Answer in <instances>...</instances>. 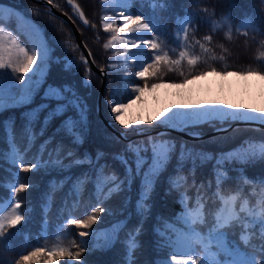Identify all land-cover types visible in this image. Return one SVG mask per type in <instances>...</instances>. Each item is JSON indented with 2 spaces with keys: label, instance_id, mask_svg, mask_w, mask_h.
Wrapping results in <instances>:
<instances>
[{
  "label": "trees",
  "instance_id": "16d2710c",
  "mask_svg": "<svg viewBox=\"0 0 264 264\" xmlns=\"http://www.w3.org/2000/svg\"><path fill=\"white\" fill-rule=\"evenodd\" d=\"M73 2L79 5L80 11L84 13L85 18L89 21L88 25L83 24V21L79 19L72 7L67 4V0H53L52 5L60 12L65 13L74 22L95 64L106 70L107 81L102 99V112L107 119L113 120L110 108L106 104V98L110 89L122 93L126 83L123 74L126 70L111 71L110 64L113 61V51L104 47L110 34L105 32L102 26V0H73ZM0 4L12 6L37 24L43 31L51 48L48 74L37 88L38 91L34 94L31 102L24 107H10L0 113V219H3L5 214L12 213V209L8 207L11 202V188L18 186L20 183L31 185L30 188L16 194V199L22 202L21 209L17 212L24 213L27 209V218L16 229H7L9 233L7 240L11 243V248L0 245V264H8L9 261L18 259L17 254L19 252L33 251L37 244L45 249V253L59 247L72 253L80 252L81 255L79 260H73L67 255L53 258L45 254L33 258L34 264H52L53 259L55 264H81V261H85L86 264H126L127 245L125 241L127 234L142 219L136 211L140 187L139 177L132 182L130 190L113 192L108 199H105L102 194L97 193L93 182L96 177V165L90 166L84 163L73 165L67 170L49 167L22 172L18 167L19 160L17 164L11 162L8 157L11 148L9 147L4 122H7L9 127L14 125L15 144L19 149V156L25 164L36 162V158L40 155V146L49 137H53L52 143L47 145L41 159L49 160L48 153L61 143L65 145V149L60 153V156L65 155L69 141L62 133L56 131L62 118L52 120L44 134L40 135V128L46 110L40 111L38 106L43 103H50L54 107L56 103L55 101H45L43 99L49 86L55 88L68 85L75 89L87 105L84 142L79 146H74L75 159L83 160L84 155L87 153L95 161L96 154L101 153L102 158L99 164L107 165L102 175L110 176L111 173H115L120 178L124 177V166L115 157L123 154L130 162L134 161L135 156L133 153L126 151L129 144L139 143L143 147L149 137L171 140L176 144V151L172 153L171 159L161 173L149 201L151 204L150 212L143 218V231L137 237L140 247L133 253L135 264H155L157 259L169 257L168 248L157 247L158 237L155 230H160V235L168 233L169 229H173L176 223L173 218L182 211L181 205L177 201L179 191H183V188L179 191L173 190L170 195H165V191L169 187V177L175 176L181 144L192 149L194 156L197 153L211 154L212 158L209 159L205 156L203 163L200 159L196 160L195 180L198 184L206 183L209 180L214 181L213 169L216 158L220 157L221 154H230L228 157L229 162L224 165L230 177L225 184V188L229 186L239 187L242 192L239 194L229 193L225 198L235 195L237 197L236 203L239 204H244L247 200L248 203L245 207H255L257 214L260 213V200L261 197H264V187L256 181V178L264 174V160L259 159V147L264 145V130L238 127L225 134L205 140L188 141L171 133L137 137L136 133L131 132L137 127H128L125 135L127 138L134 137V139L130 142L124 141L114 135L97 115L96 101L101 79L93 72L89 63L88 68L90 71L86 73L85 65L81 61V55L84 56V54L69 25L29 0H0ZM131 11L142 14L143 17L153 20L158 25L159 32L166 41L170 54L174 49L178 57V51L185 50L190 56L200 57L195 77L199 75V71L205 69L207 73H213L211 71L212 67L217 70L214 74L224 75L225 70L227 73L244 72L249 69H257L258 62L264 63V3L261 0H168V6L165 9L157 7L155 10L147 3V0H144L143 3H141V0H132ZM189 15L196 30L193 31L192 27L189 28L188 44L190 46L180 49L179 42L174 37V31L178 26V18L183 19ZM248 19L253 20L254 25L259 29L258 31L245 28V21ZM10 27L14 28V24H10ZM245 31L247 34H245ZM208 35L212 36L211 41L204 39ZM145 36H148V34ZM196 41L203 44L209 51L204 52L199 44H196ZM69 60L75 63L69 70H65L64 65ZM182 63L184 64L187 81H189L193 78V75L189 74L186 61ZM86 75L90 80V87L83 85V78ZM160 76L162 79L157 80L148 74L143 79L136 78L135 83L143 87L146 82L148 91L156 89L151 87L153 83H183V78L179 76L178 72H170L163 67ZM118 98H120L119 94L113 97V99ZM31 109H36L34 115L38 118L33 127L36 139L29 145L27 134L22 133V128L25 124V115ZM226 124H228V121L216 120L212 124L202 123L194 127H188V131L206 134ZM250 151L257 152L256 162L249 164L231 162L233 160H243ZM53 156H55L54 152ZM150 156L151 151L145 155V160H148ZM72 159H64L63 163L68 165ZM240 168L244 169V175L256 182L245 184L242 180H239L237 170ZM191 169L192 161L188 159L183 164L180 179L182 182L183 177L187 176L188 184L186 187L190 197L188 205L194 207L195 190L191 188ZM85 174L90 179L86 183L77 184L76 191L73 192V182ZM69 177L71 179H68ZM62 181L63 185L61 186ZM100 184L105 192L112 187L111 184H107L102 180ZM241 195L244 199H241ZM49 196L51 197L50 201L48 200ZM74 201H78V203L74 204ZM46 203L50 204L49 209L43 207ZM96 206H100L106 211L93 213L91 209ZM45 211L48 213V224L43 225L42 228L43 213ZM86 213L98 216L97 222L91 224L88 228L64 223L69 217L87 220ZM121 221H126V224H118ZM61 225H63L62 229ZM113 225H117V228H113ZM200 227L203 228L204 232L207 231V228ZM94 230L97 233L95 236L89 235L81 238L78 235L81 231L92 233ZM117 230L118 238L115 242L107 243L106 234L115 235ZM230 238L239 239V231L233 233ZM81 239L89 242V247L93 249L91 252L80 247L79 242ZM256 242L253 241V243ZM241 246L244 247L242 242ZM197 254H200L199 246H197Z\"/></svg>",
  "mask_w": 264,
  "mask_h": 264
},
{
  "label": "snow or ice",
  "instance_id": "6c2138e0",
  "mask_svg": "<svg viewBox=\"0 0 264 264\" xmlns=\"http://www.w3.org/2000/svg\"><path fill=\"white\" fill-rule=\"evenodd\" d=\"M49 4H52L53 0H47ZM144 0H141L143 3ZM264 3V0H261ZM147 3L153 10L159 7L165 9L168 6V0H147ZM67 4L72 7L74 12L78 15L79 19L83 21L84 25H88L89 21L85 18V15L80 11L79 5L75 4L73 0H67ZM132 0H114L113 11L117 13V19L122 21V26L113 27L111 22H108L110 18L105 17L103 22V30L105 32L112 33L111 39L104 45V47L112 48L115 51L117 57H121L126 66L132 69L131 74H126L124 77L126 83L123 87L122 93H118V90L110 89L109 95L106 98V104L110 108V112L115 121L123 125L125 128L129 127V124L125 123L123 115L125 111L134 103L135 100L140 99V95L148 88V84L145 82L141 87L135 83L136 78L143 79L146 75L150 74L157 80L162 79L160 73L162 67L167 71H175L179 73V76L183 78V83H187V76L184 71V64L186 61L189 69V74L195 78V72L198 68L199 56H190L185 50L178 51V57L176 56V50H168L166 41L159 32L158 25L151 19L143 17L140 13H134L131 11ZM11 11V10H10ZM3 12L2 6H0V13ZM179 25L175 32V39L179 42V48L185 49L189 47V28L192 27L193 31L196 30L194 22L190 15L185 16L183 19L177 20ZM95 27V25H93ZM245 28H251L254 31L259 29L254 25L253 20L248 19L245 21ZM239 30V29H238ZM147 33L148 36L144 34ZM245 34L246 31H245ZM126 37V38H125ZM207 41L212 40V36L208 35L204 38ZM11 42V46L9 45ZM116 41H120L121 47L118 49ZM200 48L204 52H208L209 49L205 48L203 44L196 41ZM16 52H13V49ZM89 56L91 53L89 52ZM221 59H223L221 57ZM81 61L85 65L86 73L90 71L88 68V59L81 55ZM50 63L49 49L47 47L39 51V57L37 52L29 50L20 46L18 41L12 34L3 33L0 30V70L11 69L12 73H20L16 76V79L20 81L18 89L9 90L5 93L4 90V78L5 73L0 72V113H3L10 107H24L31 102L34 94L38 91L35 87L39 82V74L43 70V65ZM74 61L69 60L65 65V70H69L74 65ZM35 66V67H34ZM261 69V70H257ZM257 69H249L244 72H237V75H255L264 79V63L258 62ZM211 71L216 73V68L212 67ZM28 74V75H24ZM227 74V71H224ZM199 75H207V70L199 71ZM83 85L90 87V80L86 75L83 78ZM161 83H153L152 88L162 87ZM170 86L180 87V83H174ZM118 99H113L118 95ZM43 99L45 101H55V106H51L50 103H43L38 106L40 111L46 110V115L43 118L42 126L40 128V135L44 134L50 122L57 118H62L60 126L57 128V133H62L69 141V146L63 157L60 153L64 151L65 145L58 144L53 151L49 152V160H42L44 151L47 145L52 143L53 137H49L40 146V155L36 158V162L25 164L23 159L19 156V149L15 144V128L8 126L7 122H4V127L7 132L9 147L11 151L8 153V157L13 164H17L19 160V170L22 172H30L33 170L47 169L49 167H58L61 170H67L73 165H79L87 163L88 165H96V177L94 183L96 191L102 194L105 199H108L113 192H119L123 190H130L132 182L139 177L140 187L138 193V199L136 202L137 214L142 217L139 224L131 229L127 234L125 241L126 248V264H135L133 253L140 247L137 237L143 231V218L150 212L152 194L155 191L156 184L159 180L161 173L166 168L172 153L176 151V144L174 141L166 139H158L155 137H149L143 147L139 144H129L126 151L133 153L135 156L134 161H129L123 154L115 157L119 159L124 166L125 174L123 178H120L115 173L111 175H102L107 165L99 164L102 158L101 153L96 154V159L93 161L91 156L87 153L84 155V159H75V147L84 142V128H86L87 119V105L83 102L82 97L75 91V89L64 85L63 87L49 86L44 93ZM184 111H177L184 113V118L174 119V113L166 116L163 120H160V126L173 129L184 130L188 127H194L202 123L212 124L213 121H260L264 122V109H244L236 107L234 105H219L213 103L211 106H193L191 104H183L179 106ZM36 109H31L25 115V124L22 128V133L27 134L29 145L36 139V134L33 132L35 121L38 118L34 113ZM74 113V115H73ZM136 124L144 123L143 121H136ZM148 123H152L148 121ZM221 131L222 129H216ZM142 131V129H137ZM191 135L198 136L199 133H190ZM151 151V156L148 160H145V155ZM53 152L55 156H53ZM230 154H221L216 158L214 165V181L209 180L206 183H197L195 180L196 173V160L200 159L201 163L204 162V157L207 156L211 159V154L197 153L193 155V150L187 148L186 145L181 144L179 149V157L177 160V167L175 170V176L169 177V187L165 191V195H170L173 190L179 191L183 188V191H179L178 203L181 205L182 211L177 213L173 218L176 223L173 229H169L168 233L160 235V230L156 229L158 237L157 247L168 248L171 251L168 255L171 259L157 260L155 264H177V257H187L183 264H264V197H261L260 208L261 211L257 214L255 207L246 208L248 203L245 200L244 204L236 203L237 197L235 195L228 196L229 193H241L242 190L239 187L225 188V184L230 179L227 169L224 165L229 162L228 157ZM73 158L71 163L65 165L64 159ZM258 158L256 151H250L246 154L243 160L231 161L235 163L249 164L256 162ZM191 159V188L195 190V206L190 207L188 200L190 199L188 188L187 176L183 177L181 182L182 168L186 160ZM259 159L264 160V145L259 147ZM238 171V179L242 180L245 184H251L256 181L264 187V174L256 178V181L250 179L244 175V169L240 168ZM68 179H71L70 177ZM90 178L87 174L82 177H78L73 182L72 191H76L77 184H83L88 182ZM104 181L107 184H111L112 187L107 192L101 186L100 181ZM63 181L61 182V186ZM31 185L27 183H20L18 186L11 188V202L8 207L12 209L11 214H5L3 219H0V245L6 248H11V243L7 240L9 233L7 229H16L18 225L26 221L27 212L18 213L17 210L21 209L22 202L16 199V194L23 192L30 188ZM241 199H244L241 195ZM51 200V197H48ZM78 201H74V204ZM222 203V207H221ZM44 208L49 209L50 204L43 205ZM93 213H101L106 209L96 206L91 209ZM47 211L43 213V225L48 224ZM87 215V220H83L77 217H69L64 223L75 225L81 228H88L91 224L97 222L98 216L95 214ZM118 224H126V221L118 222ZM207 228L204 232L203 228ZM63 225H61L62 229ZM113 228H117V225H113ZM239 231V239L230 238L233 233ZM81 238L88 237L89 235H97L94 230L92 233L81 231L78 233ZM46 238V237H44ZM118 238V230L115 235L106 234V242L114 243ZM253 241H257L253 243ZM241 242L244 247L241 246ZM80 247L91 252L93 249L89 247V242L81 239ZM99 246V245H97ZM197 246H199L200 254H197ZM50 257H60L67 255L70 259L79 260L80 252L72 253L64 248H54L47 253L45 249L37 244L33 251L19 252L18 259L9 261L8 264H34L33 258L44 255ZM52 264H55L53 259ZM81 264H86L85 261H81Z\"/></svg>",
  "mask_w": 264,
  "mask_h": 264
},
{
  "label": "rangeland",
  "instance_id": "374dc122",
  "mask_svg": "<svg viewBox=\"0 0 264 264\" xmlns=\"http://www.w3.org/2000/svg\"><path fill=\"white\" fill-rule=\"evenodd\" d=\"M102 4V26L105 21V17L110 18L108 22H111L113 27L122 26V21L117 19V13L113 11L114 0H102ZM0 6L3 8V12L0 13V30H2L3 33L10 32L18 41L20 46L29 50L30 54L32 51L37 52L38 57L39 51L47 47L49 49V57L51 60V48L47 43L41 28L12 6L6 4H0ZM10 24H14V28L10 27ZM178 27L179 25L176 29ZM108 33L110 34L108 39L109 41L112 33ZM146 34L147 33L144 35ZM116 44L119 49L121 47L120 41H116ZM9 45L11 46L10 41ZM109 49L113 51V61L110 64L111 71L116 72L117 70L124 69L126 71L124 72L123 77H125L126 74H131L132 69L125 65L121 57L116 56V50L112 48ZM13 52H16L15 48L13 49ZM49 67L50 63L48 62L43 65V70L39 74V82L35 85L36 88L39 87L48 74ZM0 72H4L6 74L3 85L6 94L9 90L19 88L20 81L16 79V76L20 75V73H12L11 69L0 70ZM180 84L181 86L191 84L192 87L189 97L178 93L181 90V86H170L172 84L168 82L163 83L162 85L164 86L156 88L153 91L146 90L142 94H138L140 95L139 100H135V97H133L135 102L131 103V106L123 115L125 123L129 124V127L137 128L147 126L149 124L160 126V120H163L166 116L172 115L173 113L174 119H182L185 114L177 111H184V109L179 107L183 104H191L193 106H211L215 102L221 106L227 104L234 105L236 107L242 106L244 109H264V79L260 76L237 75L232 72L227 73L226 75L207 73V75H198L187 81V83ZM158 117L160 120L157 119ZM136 121H143L144 123L136 124ZM148 121H151L152 123H148ZM229 122L231 123L234 121H228V124ZM116 123L117 125L124 127L119 124V122L116 121ZM184 131H188V128L184 129ZM222 206L223 205L221 203V207ZM170 251L171 249H169V252ZM161 259L164 258H159L157 260ZM167 259H171V257L169 256ZM184 260H187V257H177V264H183Z\"/></svg>",
  "mask_w": 264,
  "mask_h": 264
},
{
  "label": "water",
  "instance_id": "95a60500",
  "mask_svg": "<svg viewBox=\"0 0 264 264\" xmlns=\"http://www.w3.org/2000/svg\"><path fill=\"white\" fill-rule=\"evenodd\" d=\"M29 1L36 3L37 5L42 7L47 13L61 19L62 21H64L65 23L69 25L75 40L77 41L84 56L88 59V63L90 64L92 70L94 71L96 75H98L101 78V85L98 91L97 101H96V111H97L98 117L101 119L104 125L118 138L124 141H128V142L132 141L134 137L127 138L125 136L126 129L124 127L118 126L115 120H109L103 115L102 98H103L104 88L106 85V70L104 68L100 69L93 61L92 55L89 56L90 51L84 44L82 36L80 32L78 31L74 22L65 13L60 12L52 4H49L47 0H29ZM238 127H249V128L264 130V122L234 121L229 124L217 127L209 133H206V134L199 133L198 136H194L190 134V133H198V132L184 131L180 129H173V128L162 127V126H157V125H147V126L138 127L136 129L131 130V132L136 133L137 137L149 136V135H162V134L171 133V134L179 135L183 139L188 140V141H201V140H205L208 138H212L214 136L225 134L229 132L230 130L238 128ZM137 129H142V131H137ZM216 129H222V130L217 131Z\"/></svg>",
  "mask_w": 264,
  "mask_h": 264
},
{
  "label": "bare ground",
  "instance_id": "6f19581e",
  "mask_svg": "<svg viewBox=\"0 0 264 264\" xmlns=\"http://www.w3.org/2000/svg\"><path fill=\"white\" fill-rule=\"evenodd\" d=\"M91 69H92V68H91ZM191 87H192L191 84L183 85V86L180 87L181 90H180V92H178V93L184 94V95H186V96L189 97Z\"/></svg>",
  "mask_w": 264,
  "mask_h": 264
}]
</instances>
